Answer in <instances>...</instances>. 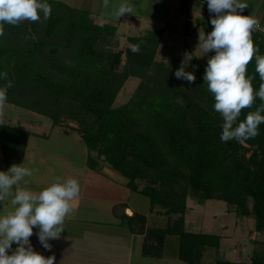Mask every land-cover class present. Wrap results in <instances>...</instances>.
Masks as SVG:
<instances>
[{"label":"trees","instance_id":"16d2710c","mask_svg":"<svg viewBox=\"0 0 264 264\" xmlns=\"http://www.w3.org/2000/svg\"><path fill=\"white\" fill-rule=\"evenodd\" d=\"M47 3L52 9L48 19L41 13L37 22L3 25L0 73L6 72L7 79L0 78V87L12 82L6 104L50 120L65 135V125L73 123L70 128L87 151L88 169L111 168L127 180L129 190L166 216L177 217L164 229L146 228V217L139 213L121 217L129 232L144 236L143 256L163 257L167 235L178 237L176 256L186 264H199L207 247L218 249L219 236L185 231L189 197L223 201L237 216L252 218L264 246V123L253 139L223 142V119L195 55L191 62L197 75L189 83L175 77L179 60L170 66L155 61L161 31L128 37L127 46L114 51L115 27L99 26L85 11L60 2ZM214 15L199 21L205 34L213 29ZM252 39L264 55V34L254 30ZM132 44L139 45V52L130 50ZM247 75L255 77L258 91L255 59ZM129 77L139 83L128 102L114 107ZM261 103L257 97L251 108L242 109L238 122ZM29 137L28 131L0 123V152L7 168L23 161ZM215 264H264V252L254 251L249 262Z\"/></svg>","mask_w":264,"mask_h":264},{"label":"clouds","instance_id":"9594fccd","mask_svg":"<svg viewBox=\"0 0 264 264\" xmlns=\"http://www.w3.org/2000/svg\"><path fill=\"white\" fill-rule=\"evenodd\" d=\"M107 5L108 0H104ZM213 29L210 33L199 32L197 48L204 54L215 51L209 57L204 72V83L214 96V109L223 119L221 140L235 139L244 143L259 135V125L264 123V103L255 111H249L238 122L242 109L251 108L258 97L264 102V55L254 45L252 32H264V27L252 15H242L248 3L244 0H207ZM47 0H0V36L4 24L19 25L25 21L46 20L51 15ZM134 15V6L123 3L116 15ZM133 53L139 52L137 44L129 46ZM191 58L185 57L175 71L177 79L195 82L192 71H185ZM255 59V72L259 76L258 91L254 90V76L247 75V66ZM187 60V62H186ZM7 79V73H0ZM12 82L0 87V109L7 102V90ZM32 172L22 164H12L7 171H0V201L11 196L12 208L0 215V264H54L55 255L45 257L35 251L30 242L33 228H38V240L51 250V239H59L65 227V219L72 212V202L80 195V185L75 178L56 177L47 187L33 193L20 186V182ZM13 189H15L13 191ZM17 247L11 251L12 245Z\"/></svg>","mask_w":264,"mask_h":264},{"label":"rangeland","instance_id":"374dc122","mask_svg":"<svg viewBox=\"0 0 264 264\" xmlns=\"http://www.w3.org/2000/svg\"><path fill=\"white\" fill-rule=\"evenodd\" d=\"M92 21L94 20L92 19ZM169 21L171 25L167 28L163 42L158 48L155 61L170 66L176 65L175 60H179L180 63L178 64L181 65L186 56L191 58V54H194L202 66L204 76L207 61L212 54L211 52L204 54L201 49L197 48L199 32H203L201 27L194 23L190 28L191 34L189 38L184 41L186 26L182 16L174 14ZM118 33H120V41H117L116 44L112 43L114 51L123 50L126 47L127 41L123 39L125 35L138 36L142 34V30L135 28L127 30L124 25H121ZM185 71L194 72L196 77L197 71L193 68L191 59ZM138 83L139 79L129 77L119 91L113 106L119 107L128 102ZM0 123L19 127L30 132L25 152H28L31 156H40L39 160L32 161V163L29 161L23 163L22 166L28 168L32 175L25 177L20 182L21 187L38 193L43 189V185L40 182L47 180V183L51 184L56 177H61L56 176L61 174V171H65L64 174L67 175V177L61 178H69V171L77 170L84 172L81 179H77L80 190L84 188L85 178L88 175L86 166L87 151L79 135L70 128L75 126L73 123L68 122V125H65V130L69 133L65 135L62 132L63 128H53L50 120L9 104H5L0 109ZM43 135L45 136L44 138L41 137ZM9 168L5 166L0 152V171H7ZM11 199L12 197L9 196L4 201H0V215L12 208ZM131 201L135 204H132L133 207H139L140 211L146 212L148 229H164L177 218L176 216H166L162 213V209L158 206H152L148 203L146 197L139 194H131L129 203ZM187 208L184 216L185 231L216 235L220 239L218 249L207 247L203 250L199 264H215L216 261L249 262L254 251L264 252V246L260 243V240H263V236L253 231L252 218L237 216L234 212V207L228 206L223 201H199L197 198L189 197L187 199ZM149 209L152 210L148 213ZM158 210H160L159 213L157 212ZM143 238V235L136 234L134 254L132 256L133 264L137 263L139 259H141V264H168L167 261H171L170 264H186L177 257L174 259L171 256V253L177 252L178 249L177 236H166L164 255L161 258L143 256L141 254ZM16 247L17 245L14 243L12 249L9 250V254Z\"/></svg>","mask_w":264,"mask_h":264},{"label":"crops","instance_id":"0c3cea01","mask_svg":"<svg viewBox=\"0 0 264 264\" xmlns=\"http://www.w3.org/2000/svg\"><path fill=\"white\" fill-rule=\"evenodd\" d=\"M53 1L85 11L88 17L99 26L115 27L114 44L120 41L118 31L121 25H124L127 30L134 28L142 30L141 35L148 31H161L162 37L158 48L163 42L167 28L171 25L169 19L174 14L182 16L185 22L184 41L189 38L190 28L194 23L199 26L201 19L212 14L206 6L207 0H108L107 5L104 0ZM244 2L249 6L241 14L252 15L264 27V0H244ZM123 3L134 6V15L130 13L120 17L116 15ZM128 37L137 36L125 35L123 39L127 41ZM39 158L40 156H31L25 152L20 164L23 165L26 161L32 163ZM69 172L68 177L75 179H81L84 173L77 170ZM64 173L65 171H61V174L56 176L67 177ZM85 180L79 197L72 202L73 210L65 219V229L60 238L49 240L52 245L51 250L45 249L40 244L36 227L33 228V235L30 237L33 249L45 257L55 255L54 264H133L136 234L129 232L121 225V217H130L133 213L144 215L147 228L146 212L140 211L139 207H133L135 204L132 201L129 203L131 194L139 193L129 190L126 186L127 180L105 165L95 171L88 169ZM40 184L43 188L50 185L47 180ZM151 210L149 209L148 213ZM157 212L159 213L160 210ZM176 255L177 252L171 253L174 259ZM170 262L167 261L168 264ZM135 264H141V259Z\"/></svg>","mask_w":264,"mask_h":264},{"label":"built area","instance_id":"2783aa9c","mask_svg":"<svg viewBox=\"0 0 264 264\" xmlns=\"http://www.w3.org/2000/svg\"><path fill=\"white\" fill-rule=\"evenodd\" d=\"M206 6H207V4H206ZM208 7V6H207ZM212 14H214V13H212ZM242 15H244V14H242ZM261 27H263L262 25H260ZM255 31H257V32H259V33H261V34H264V32H261V31H259V30H255Z\"/></svg>","mask_w":264,"mask_h":264}]
</instances>
